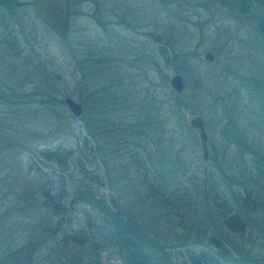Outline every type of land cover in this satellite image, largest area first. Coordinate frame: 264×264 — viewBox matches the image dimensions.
<instances>
[{
	"label": "rangeland",
	"instance_id": "374dc122",
	"mask_svg": "<svg viewBox=\"0 0 264 264\" xmlns=\"http://www.w3.org/2000/svg\"><path fill=\"white\" fill-rule=\"evenodd\" d=\"M6 1L10 3L0 0V93L6 98V87L17 83L26 102L21 106L39 110L25 117L27 127L33 119L42 131L34 144L77 153L83 136L90 134L101 146L110 175L119 168L111 181L119 184L125 200L128 192H141L125 154V124L133 119L144 124L156 113L166 114V129L184 148L181 163L173 168L167 161L165 168L179 175L178 184L173 191L175 183L166 187L168 204L147 200L146 211L138 216L144 225L140 232L166 240L172 264H183L176 253L187 245L219 252L211 238L221 242L220 252L228 257L223 264H264V149L257 145L264 144V134L258 137L264 133V1L239 11L217 0H69L65 40L41 23L31 0ZM207 52L211 61L204 58ZM187 70L192 74L185 76ZM175 73L184 83L178 93L169 85ZM45 76L53 96L81 105L79 117L63 104L58 110L65 116L32 102L44 92ZM14 108L0 104L2 113ZM192 116L203 120L206 160L197 131L187 123ZM241 124L250 128L242 135L244 143L255 142L235 143V127ZM70 164L67 188L74 196L78 181L71 159ZM255 177L253 187L261 199L244 216L235 197H242V184L254 183ZM220 209L228 211L221 216ZM234 212L242 215L241 228L223 224L225 215Z\"/></svg>",
	"mask_w": 264,
	"mask_h": 264
},
{
	"label": "trees",
	"instance_id": "16d2710c",
	"mask_svg": "<svg viewBox=\"0 0 264 264\" xmlns=\"http://www.w3.org/2000/svg\"><path fill=\"white\" fill-rule=\"evenodd\" d=\"M217 1L242 11L250 2L264 0ZM9 3L4 0V5ZM25 61L33 59L26 58ZM188 72L191 73L187 70L184 75L187 76ZM42 84L44 92L32 102H36L39 108L44 106L54 114L55 109L58 115L65 116L64 110H58L63 103L52 95L47 76L43 77ZM6 88L10 95L5 98L0 93V104L15 108L0 112V264H172L170 247L165 245L167 241L143 235L140 231L144 225L138 220V216L146 211L147 200L152 198L157 203L168 204L166 187L170 182L171 185L175 183L173 191L178 184L179 175L165 169L167 161L173 168L181 163L184 149L179 138L166 129L169 116L156 113L151 122L141 124L133 119L125 124V130H128L123 136V143H127L125 154L138 177L141 192L138 189L128 192L123 200V190H119L118 183L111 181L112 176L118 175L119 168L110 175L109 166L103 163L105 155L99 154L101 146L97 139L92 140L90 134L83 136L77 153L58 145L39 149L34 142L43 136L42 131L33 119L27 127L25 118L28 114L34 116L39 110L27 111L21 106L26 102L19 93L20 85L16 83L14 87ZM162 120L164 126H161ZM235 129L237 145L255 142L244 143L246 137L242 135L250 132L248 124ZM262 134L258 137L261 138ZM257 145L264 149V144ZM98 157L102 164L97 161ZM70 159L78 181L74 196H70L67 188L66 174L72 167ZM120 177L128 185L127 177L121 174ZM258 179L253 178L251 184L246 180L241 187L244 195L240 197L238 193L235 197L239 210L245 211L244 216L250 214L261 199V194L253 187ZM130 198L132 203H129ZM76 203L81 206L77 208ZM219 211L224 216L228 210ZM241 217L237 212L225 215L223 224L233 229L241 228ZM220 243L216 238L210 239L213 249L217 248L219 252L187 245L178 250L176 256L182 258L183 264H223L221 260L228 262V257L220 252Z\"/></svg>",
	"mask_w": 264,
	"mask_h": 264
},
{
	"label": "water",
	"instance_id": "95a60500",
	"mask_svg": "<svg viewBox=\"0 0 264 264\" xmlns=\"http://www.w3.org/2000/svg\"><path fill=\"white\" fill-rule=\"evenodd\" d=\"M31 6L36 17L56 36L59 40H65L70 29V3L69 0H31ZM207 61L213 56L207 52L204 55ZM169 85L174 92H181L184 88L183 79L180 74L175 73L169 78ZM62 103L68 113L73 117H79L82 113L81 105L70 97H63ZM188 126L197 131L201 145L202 157H207L206 134L203 120L199 116H192L188 119Z\"/></svg>",
	"mask_w": 264,
	"mask_h": 264
}]
</instances>
